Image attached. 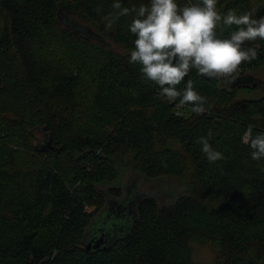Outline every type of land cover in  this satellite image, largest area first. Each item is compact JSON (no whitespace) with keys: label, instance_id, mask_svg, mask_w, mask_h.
I'll return each mask as SVG.
<instances>
[{"label":"trees","instance_id":"16d2710c","mask_svg":"<svg viewBox=\"0 0 264 264\" xmlns=\"http://www.w3.org/2000/svg\"><path fill=\"white\" fill-rule=\"evenodd\" d=\"M116 2L150 7V0H0V264H197L193 244L212 251V264H264V159L253 160L242 142L249 126L264 134V97H242L258 88L248 87L247 74L264 67V41L246 42L257 58L231 82L195 70L185 77L207 98L197 115L160 97L130 63L135 14L105 27ZM216 7L264 17V2ZM209 131L224 157L214 163L197 143ZM122 170L176 178L183 193L171 206L144 196L130 207ZM126 209L128 230L113 238L104 225ZM97 238L101 246L87 250Z\"/></svg>","mask_w":264,"mask_h":264},{"label":"clouds","instance_id":"9594fccd","mask_svg":"<svg viewBox=\"0 0 264 264\" xmlns=\"http://www.w3.org/2000/svg\"><path fill=\"white\" fill-rule=\"evenodd\" d=\"M216 5L217 0H201L184 7L175 0H150V7L129 9L116 2L112 7L119 11L105 17V27L110 29L119 17L134 13L129 30L136 39L130 63L139 64L142 76L159 86L160 97L169 103L179 101L177 108L191 105V111L200 115L207 111V98L185 77L195 70L199 76L231 82L243 63L257 58L256 49L245 47L246 42L264 41V17L254 19L252 11L237 14L234 10L222 15ZM233 26L235 30L228 38L218 35V29L222 34ZM182 82L185 86L180 89ZM212 135L209 131L207 137L197 141L209 163L224 158L209 143ZM242 142L252 149L253 160L264 159V134L254 136L249 126Z\"/></svg>","mask_w":264,"mask_h":264},{"label":"rangeland","instance_id":"374dc122","mask_svg":"<svg viewBox=\"0 0 264 264\" xmlns=\"http://www.w3.org/2000/svg\"><path fill=\"white\" fill-rule=\"evenodd\" d=\"M253 1L256 3L264 2V0ZM247 75L251 76V81H249L248 87L253 88L251 87L252 84H257L258 88H253L254 91L252 93L242 92V97L248 99H257L264 97V67L260 68L258 71L248 73ZM37 134L40 139L43 137L41 133ZM119 180H121L122 183L123 199H125L126 195H132V198L129 202L130 207L132 204H134L133 198H141L144 196H151L156 198L160 206H171L176 201V199L183 193V189L179 185L176 178L151 180L139 172L122 170L120 172ZM110 187L111 186L103 185L99 188L104 192H107ZM133 194H135L134 197ZM119 202L121 201H118V203ZM126 211V217H113L111 220L108 221V223L105 220H102L104 224L107 223L106 225H104V228L108 233L111 234V236H113V238L118 236L120 237L126 232V230H128L129 219L131 218L132 213L129 214L128 209H126ZM108 217L110 218V216H105V218ZM100 227L101 226L97 224L96 226L92 227L91 232L95 233L97 229H100ZM192 247L193 258L195 263L212 264L214 256L212 251L208 247L199 244H193Z\"/></svg>","mask_w":264,"mask_h":264},{"label":"water","instance_id":"95a60500","mask_svg":"<svg viewBox=\"0 0 264 264\" xmlns=\"http://www.w3.org/2000/svg\"><path fill=\"white\" fill-rule=\"evenodd\" d=\"M95 240V239H94ZM103 242V239H98L95 244V248H99L101 246V243ZM93 248V239L88 243L87 250H91Z\"/></svg>","mask_w":264,"mask_h":264},{"label":"flooded vegetation","instance_id":"af4514ba","mask_svg":"<svg viewBox=\"0 0 264 264\" xmlns=\"http://www.w3.org/2000/svg\"><path fill=\"white\" fill-rule=\"evenodd\" d=\"M97 240H98V238L95 239V240L93 239V248H94V246H95Z\"/></svg>","mask_w":264,"mask_h":264}]
</instances>
